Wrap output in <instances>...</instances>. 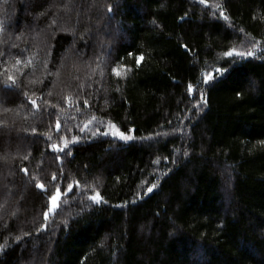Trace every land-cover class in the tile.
Returning a JSON list of instances; mask_svg holds the SVG:
<instances>
[{"label": "trees", "instance_id": "16d2710c", "mask_svg": "<svg viewBox=\"0 0 264 264\" xmlns=\"http://www.w3.org/2000/svg\"><path fill=\"white\" fill-rule=\"evenodd\" d=\"M0 264H264V0H0Z\"/></svg>", "mask_w": 264, "mask_h": 264}, {"label": "snow or ice", "instance_id": "6c2138e0", "mask_svg": "<svg viewBox=\"0 0 264 264\" xmlns=\"http://www.w3.org/2000/svg\"><path fill=\"white\" fill-rule=\"evenodd\" d=\"M199 2H200L201 4H206V3H207V0H199ZM216 7L219 8L220 5L217 4ZM110 10H111V8H109V11H110ZM220 14H221L222 16H224V13H223V12H221ZM224 19L227 20L228 17H227V16H224ZM226 55H232V52H228V53H226ZM237 55H239V56H244L245 53L240 52V53H237ZM247 55L250 56V55H253V53H252V52H248ZM18 63H19V61H18ZM222 71H226V69H217V72H222ZM117 74L119 75V73H117ZM212 78H213V77L210 75V76H208L206 79H212ZM8 79H9V80H13V78H12L11 76H9ZM13 82H14V81H13ZM191 88H192V86L189 85V90H191ZM32 103L35 104V101H32ZM113 127H114V126H113ZM57 128H59V123H57ZM34 131H35V130H34ZM114 135H117V136H119L121 139H124V140H130V139H132L131 136H129V135H125L124 132H121V131H119V130H116L115 133H114ZM52 147H53L54 149L56 148L55 145H53ZM65 147H67V144H65ZM58 151L63 152L64 149H58ZM65 154L67 155L68 153H65ZM57 158H59V157H57ZM25 171H27V170L25 169ZM55 179H56V176L54 175V176H53V180H55ZM78 183H79V182H77V184H78ZM37 187L41 188L42 190L45 188V186H44L43 184H38ZM152 187H155V186L153 185ZM72 190H73V185H72V184H68L67 189H66V191H65L64 193H61L60 190H59V188H57V189H56V192H55L52 196L49 197V200H50V202H51V209H50V210H51V211H54L57 207H59L58 201L61 199V197H62V196H66L67 193H68V192H71ZM148 191L151 192V191H152V188L150 187V188L148 189ZM90 199H92L93 201L99 203V202H101L102 197L97 193L96 195L91 196ZM45 217L47 218V213H45ZM45 227H46V226H45ZM17 239H19V237H18Z\"/></svg>", "mask_w": 264, "mask_h": 264}]
</instances>
